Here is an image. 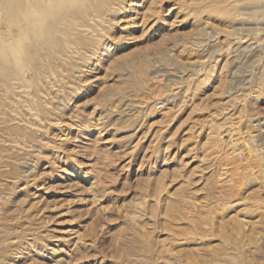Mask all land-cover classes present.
<instances>
[{"label": "rangeland", "instance_id": "1", "mask_svg": "<svg viewBox=\"0 0 264 264\" xmlns=\"http://www.w3.org/2000/svg\"><path fill=\"white\" fill-rule=\"evenodd\" d=\"M3 41L0 264H264V0H0Z\"/></svg>", "mask_w": 264, "mask_h": 264}, {"label": "bare ground", "instance_id": "2", "mask_svg": "<svg viewBox=\"0 0 264 264\" xmlns=\"http://www.w3.org/2000/svg\"><path fill=\"white\" fill-rule=\"evenodd\" d=\"M36 2H38V0H36ZM59 2V1H58ZM37 4V3H36ZM5 5V4H4ZM31 5H32V3H31ZM38 5V4H37ZM50 5H52V3L51 2H48L46 5H44V6H42V8H48ZM57 7V6H56ZM60 7V6H59ZM59 7H57V8H59ZM41 9V8H40ZM43 10V9H42ZM60 12H62V11H60ZM62 15H65V14H61V16ZM96 15V14H95ZM101 15V14H100ZM21 16V15H20ZM87 16V15H86ZM98 16V15H97ZM94 17H96V16H94ZM91 18V17H90ZM89 18V19H90ZM70 19V18H69ZM39 20V19H38ZM61 20V19H60ZM73 20V19H72ZM80 21H82L81 19H80ZM96 22V21H95ZM54 23V22H53ZM57 23V22H56ZM65 23H67V22H65ZM59 24V23H58ZM38 22H35V21H30L29 23H28V26L29 27H31V28H34V27H38ZM74 26H75V28L77 29V30H79V27H81L82 28V30L80 31L81 33V35L79 36V34L77 35V37L75 38V43H73V45H72V50H78V49H76L77 47H79V46H84L85 45V43H84V41H85V38L86 37H84V34L86 35H89L90 34V32H93V31H95V29L94 28H92V27H89V26H86V24L85 23H83V24H80L79 25V22H74V24H73ZM58 27H59V25H57ZM56 26V27H57ZM60 26H61V24H60ZM68 26V25H67ZM55 27V26H54ZM80 28V29H81ZM79 32V31H78ZM89 33V34H88ZM93 33H95V32H93ZM24 34H26V33H24ZM58 34H59V32H58ZM91 35V34H90ZM52 38V35H49V39L50 40H52L51 39ZM3 42H5V41H3ZM35 44V43H34ZM54 44V43H53ZM12 45V44H11ZM11 45H9L8 43H0V68H1V72H0V80L4 83L3 84V88L7 91V90H12V89H15L14 88V86L16 85V84H20V86L21 87H23V88H28V80L27 79H25L24 78V76H25V73H27V72H19V71H10L9 69L11 68V67H13L14 66V63H16V62H18L16 59H19L16 55H14L13 53H11L10 52V50H11ZM35 48V47H34ZM70 48V47H69ZM42 49V48H41ZM70 50V49H69ZM72 50H70L71 52H72ZM52 51V50H51ZM77 52V51H76ZM21 53V52H20ZM43 53V52H42ZM50 53V52H49ZM22 55H23V53H22ZM21 60V59H20ZM37 61H39V60H37ZM21 62H22V60H21ZM20 63V61L17 63V65ZM23 63V62H22ZM21 64V63H20ZM20 66H22V64L20 65ZM23 69H24V66H23ZM23 69H21V70H23ZM16 83V84H15ZM14 85V86H13ZM16 87H18L17 85H16ZM17 89V88H16ZM19 89H21V88H19ZM22 93V92H21ZM24 93V92H23ZM22 93V95H24ZM17 96H18V94H17ZM18 98H22L21 96L19 97L18 96ZM23 98H24V96H23ZM22 98V99H23ZM15 99H17V98H15ZM22 101H24V102H26L24 105H23V108L24 107H26L27 108V110H26V112H28V111H30L31 110V108L29 107V101L28 100H26V99H24V100H22ZM22 101H21V103H22ZM10 105V108L13 106L11 103L9 104ZM8 106V105H7Z\"/></svg>", "mask_w": 264, "mask_h": 264}]
</instances>
